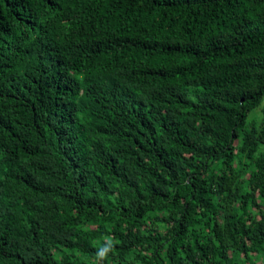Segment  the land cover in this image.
I'll list each match as a JSON object with an SVG mask.
<instances>
[{"label":"trees","instance_id":"trees-1","mask_svg":"<svg viewBox=\"0 0 264 264\" xmlns=\"http://www.w3.org/2000/svg\"><path fill=\"white\" fill-rule=\"evenodd\" d=\"M0 264H264V0H0Z\"/></svg>","mask_w":264,"mask_h":264}]
</instances>
